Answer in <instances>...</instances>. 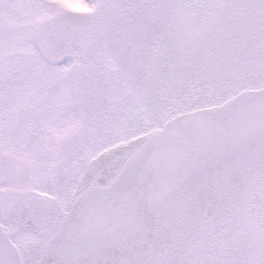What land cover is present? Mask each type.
<instances>
[{
	"label": "snow or ice",
	"instance_id": "1",
	"mask_svg": "<svg viewBox=\"0 0 264 264\" xmlns=\"http://www.w3.org/2000/svg\"><path fill=\"white\" fill-rule=\"evenodd\" d=\"M0 264H264V0H0Z\"/></svg>",
	"mask_w": 264,
	"mask_h": 264
}]
</instances>
